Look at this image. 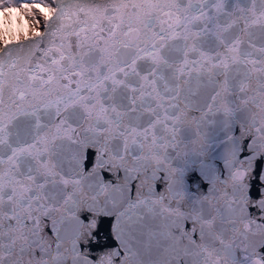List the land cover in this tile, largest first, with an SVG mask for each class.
Returning <instances> with one entry per match:
<instances>
[{"label": "snow or ice", "instance_id": "1", "mask_svg": "<svg viewBox=\"0 0 264 264\" xmlns=\"http://www.w3.org/2000/svg\"><path fill=\"white\" fill-rule=\"evenodd\" d=\"M0 264H264V0H0Z\"/></svg>", "mask_w": 264, "mask_h": 264}]
</instances>
